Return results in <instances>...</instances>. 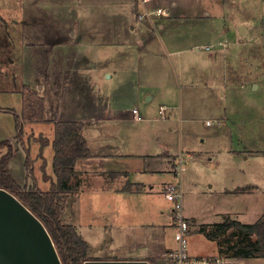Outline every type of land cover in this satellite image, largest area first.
<instances>
[{"label": "rangeland", "instance_id": "1", "mask_svg": "<svg viewBox=\"0 0 264 264\" xmlns=\"http://www.w3.org/2000/svg\"><path fill=\"white\" fill-rule=\"evenodd\" d=\"M153 7H161L162 12L151 16L143 14L147 8ZM165 7L161 0L148 3H143V0H0V106L20 112L23 107L22 89L30 86L47 100L48 115L45 113V118L85 117L91 121V117L98 113L94 112L88 91L93 88L105 98L106 91L116 90L112 94L113 103L125 112L133 108L141 112L143 119L136 120L132 114L133 117H126L124 125L131 138H144V142L152 141L156 136L163 138L164 132L158 129V124L161 122L168 129L173 119L174 148L212 149L214 153L207 163L199 164L187 156L183 158V179L184 174L193 177L196 171L200 177L198 180H203L204 185L207 181L216 183L214 193L205 188L209 194L200 192L197 195L189 181H183L184 213L199 217L197 221L189 219L192 222L189 250L195 256L220 254L227 260L225 264H264L263 257L245 260L228 254L236 251L231 248L233 244L243 242L236 227L213 238L208 231L215 225L208 224L207 229L203 227V222L227 217L219 212L240 210V207L251 209L257 204L256 196L250 195L247 201L240 200L219 193L216 187H228L233 180L242 179L243 172L247 173L248 179L250 173H257L258 163L260 173L264 170V154L256 155L264 153L260 151L264 149V0H199L201 15H204V20L209 18L204 26H199L197 34L177 28L168 37L162 34L159 24L165 17L162 14ZM194 9L196 6L184 9L181 17H174L169 26H173L175 20L194 17ZM207 10L210 15L205 16ZM118 25L125 27V35L131 44L124 52L127 60L120 65L119 76L111 79L108 73L116 66H109L103 72V66L93 64L90 49L115 43L121 36ZM145 30L147 33L144 35ZM151 33L152 38L145 37ZM141 38H144L142 43L138 41ZM153 38L158 39L155 54L150 52L154 49L150 47L149 39ZM196 41L203 45L204 54L199 56L195 50L189 49ZM57 62H60L59 67ZM46 71L50 74L46 75ZM55 71L60 73L62 92L56 88L55 76L58 75ZM84 95L87 97L82 98ZM151 96L153 100H147ZM171 103L174 105L172 109ZM161 104L168 105V112H172L168 123L162 122ZM210 120L212 124L208 125ZM24 132V137L18 139L15 115L1 110L0 142L15 141L16 153L9 164L13 177L18 182L26 181L23 185H33L35 179L25 166L27 152L24 148L28 147L34 175L44 189L49 182L46 175L52 173V178L56 179L53 166L55 149L50 144L42 151L40 139L47 136L54 140V124L46 119L35 124L28 122L24 124ZM91 133L89 131V136ZM147 146L151 150L150 143ZM6 151L5 147L0 148V157ZM47 160L50 164H46ZM173 169L176 174L177 164ZM68 191L62 194L66 210L62 214L64 222L91 223L96 218L106 222L115 219L112 210L96 209L95 195L90 196L87 205L82 202L78 214L77 207L69 206L71 196ZM126 218L128 213L122 216V221ZM245 219L250 221L254 218ZM169 221L163 218L154 222L156 228L145 232L147 243L142 249L132 243V238L121 243L105 235L102 238L91 237L92 251L101 255H144L143 258L148 257L153 264H173L169 250L176 244ZM161 224L167 226L160 229ZM129 228L133 231L140 229ZM76 230L80 235L78 228ZM133 231L130 232L133 236L140 233V230ZM155 235L158 236L155 238ZM254 237L248 241H253Z\"/></svg>", "mask_w": 264, "mask_h": 264}, {"label": "crops", "instance_id": "2", "mask_svg": "<svg viewBox=\"0 0 264 264\" xmlns=\"http://www.w3.org/2000/svg\"><path fill=\"white\" fill-rule=\"evenodd\" d=\"M161 3L162 6L164 5L167 7H165L166 11L162 13L165 14V17L164 19H162V22L159 23L160 30L165 37H168V34L173 32L177 28H179L182 32L192 30V33L197 34L198 28H200L199 26H204V22L209 19L207 18L205 19V21L203 18L204 15H201L199 0H161ZM192 6H196V9L193 10L194 12H196L194 17L175 20L174 25L169 26V24L174 21V17H176V19L180 18L182 11H184V9H190V7ZM176 7L178 8L175 9ZM207 14L210 15L209 10L205 12V16H207ZM167 20L168 22H165ZM170 20L171 22H169ZM190 23L195 24V26L190 25ZM124 28V26L118 25V32H121V36L118 35V40L115 43L107 42L110 45L103 44V47L99 46L96 48L95 46H93L90 49L91 60L92 62H94L93 64L97 66H103V72L108 70L110 68L109 66H116L112 68V71L110 73H108V77L111 79H113L114 76H119L118 70L120 68V65L125 63V61L127 60L126 57L124 58V52L126 50V47L129 46L131 42L130 39L125 35ZM130 30L134 32L133 28H130ZM146 33L147 30L143 32L144 35ZM145 37L152 38V33L150 35L147 34ZM105 39H103V41ZM149 40L151 42L150 47L154 49L150 50V52L155 54L156 46L158 45V39L153 38ZM138 41L142 43L144 41V38H141ZM201 41H196L194 42L196 43L195 45L189 47V49L195 50L194 52L196 53V56L204 54ZM211 47L212 45L208 48ZM57 63L59 64V67L60 62ZM54 67H57V65H54ZM44 70H46V68H44ZM55 72H57L58 75L55 76L57 79L56 88L58 92H62L64 89L63 82L60 79V73H58V71ZM49 74L50 72L46 71V75ZM135 75L136 74L133 73V76ZM52 85H55V83L52 82ZM137 86L139 85L137 84ZM115 92L116 90H113V92L110 93L106 91L105 98H103V96L98 95L93 88L88 91L87 95L92 99L94 112L98 113L96 117H91V121L86 120L85 117L76 119L78 117L69 118L63 116H59L53 119H45L46 121H48V123L51 124H55V121L58 120H81L84 122V136L88 143V147L91 150V154L89 155V157L77 159L74 165L75 173L72 175L69 181L70 189L68 192L71 196L70 199L68 198V201L70 203L69 206L71 207L72 205H74L75 207H77L76 212H78L79 214V208L82 202L85 201L83 205H87L88 201H90V196L95 195L96 209H110L112 210V214L116 219L106 222L105 220L96 218L92 219L93 221H91V223H76L75 220L69 221V223L74 224L76 228H78L80 235H82V237L87 241V253L89 259L149 260L148 257L143 258L144 255L142 257L127 255L121 256L120 254L101 255L100 252L92 251L93 247L91 237L102 238L106 235L108 236V238L111 237L112 240H117L121 243H124L125 240L132 238V243H134V245L136 246H140L142 249V246L147 243V240H145V238L147 237L145 235V232L147 230H154L156 228V224L154 222H160V220L163 218L170 219L169 225H171L172 227L171 203L167 198H165L164 192L167 185L170 182H174L175 180L173 168L177 164V161L174 164V160L178 159V156L183 153L182 155L184 157L187 156V159L189 157L193 161H197L199 164L207 163L214 157V153L212 149H201L200 151H193L184 150L181 146H176V148H174V136H172V128L175 127V123L173 119L171 121L172 112H168L169 109L168 105L166 104H161L166 106V109L164 110L165 112L162 113V122H171L168 124V129H166L163 123L160 122L158 124V129H161L164 132L163 138H161L160 136H156L152 138V141L148 142L147 140L146 142H144V138H138V140L136 138V140L131 138V134L127 132V130H125L124 121L126 120V117H133L135 115L132 116V114H134L132 111H130L131 114L127 111L126 113L124 109L118 107L116 103H113L111 101L112 94H115ZM145 93L146 92H144V94ZM87 95H84L82 98L87 97ZM153 98L154 97L151 96V98L147 100H153ZM46 105H48L47 100H45V113L48 115ZM170 105H172L170 106V109H172L174 105L172 103ZM136 120L139 119L136 118ZM37 122L39 121L32 122V124H35ZM211 122L212 121H210V124H212ZM182 125V118H180L179 126L181 127ZM89 131H92L90 136ZM147 143H150L151 150H149ZM13 145L15 149V141L13 142ZM260 151L263 152L264 149ZM259 154L263 155L264 153H258L256 155ZM248 156L249 155H246V157ZM47 163L50 164L48 160L46 161V164ZM256 171L257 173L255 174L250 173L248 175V179L247 173L243 172L242 179L238 178V181L233 180L231 183H229L228 187L226 186L225 188H216L219 193H223L227 197H238L240 200L245 199V201H247L250 195L256 196L257 204L251 209H249V207H246L245 209H242L240 207V210L230 209V211L228 212H219L222 213L220 215L229 217L231 216L233 218L236 217L235 219L247 224L264 219V170L262 171V173H260V163H258V168ZM51 175L52 173H49V186L47 185L46 188L44 187V190H50L52 186L51 182L52 180H55ZM198 179H200V177L198 176V173L194 171L193 177L191 175L186 176V174H184V179L182 178V181H185L186 183L188 180L190 185H192V189L194 190V192H196L197 195L200 192H205L206 194H209V192H215V189L213 190V188H215L216 183H208L207 181V184L204 185L203 180L200 181ZM72 181H75L76 185L74 182L72 184ZM18 183L23 185L24 183H26V181ZM205 188H207L206 190H209V192L206 191ZM70 207L67 208L70 210ZM127 213L128 218L122 221V216ZM187 216L193 221H197L199 218L193 213H188ZM248 217L254 219H250V221L249 219H245ZM118 218H120V220H118ZM223 220L203 222V225H213L214 223H218ZM164 226L166 227L167 225L161 224L159 227L160 229H163ZM129 227H139L140 229H135V231H133V229ZM110 229H112V231ZM138 230H140L139 235L133 236V234L130 233L132 231L136 232ZM122 232H124L123 234H126V237H123L124 235L122 234ZM127 234H129L130 237H127ZM157 236L158 235H155V238ZM133 238L138 241H134ZM148 252L150 253V251ZM257 257L258 256H249L242 258L247 260L249 258Z\"/></svg>", "mask_w": 264, "mask_h": 264}, {"label": "trees", "instance_id": "3", "mask_svg": "<svg viewBox=\"0 0 264 264\" xmlns=\"http://www.w3.org/2000/svg\"><path fill=\"white\" fill-rule=\"evenodd\" d=\"M23 107L21 112L12 108L0 106V112L10 111L17 121V138L24 137V124L45 120V98L36 89L24 86L22 89ZM84 122L81 120H59L54 124L55 137L51 141L47 136L41 140V150L47 145L55 149L53 166L56 179L52 180L50 190H44L34 175L31 150L27 152L25 166L28 174L34 178L32 186L21 185L13 177L9 164L15 150L12 140H2L0 148L5 147L6 152L0 157V188H6L24 202L31 211L44 222L50 236H52L63 264H84L89 260L88 244L80 236L75 225L68 224L62 219L65 210V201L62 194L70 189V179L75 173L77 159L89 157L91 150L84 136ZM24 144V143H23ZM50 180V177L46 175ZM215 228L208 231L209 236L217 237L232 227H236L242 244H233L236 249L228 254L239 257L258 256L264 258V219L253 223H243L233 217H225L221 222L214 223ZM207 229V225L203 226ZM256 235V237H254ZM250 237H254L253 241ZM247 241V242H245ZM245 242V243H244ZM227 253V252H226ZM150 260V259H149ZM151 262V261H150ZM152 263V262H151ZM153 264V263H152Z\"/></svg>", "mask_w": 264, "mask_h": 264}, {"label": "water", "instance_id": "4", "mask_svg": "<svg viewBox=\"0 0 264 264\" xmlns=\"http://www.w3.org/2000/svg\"><path fill=\"white\" fill-rule=\"evenodd\" d=\"M0 264H63L42 219L0 188ZM84 264H152L144 259H89Z\"/></svg>", "mask_w": 264, "mask_h": 264}, {"label": "built area", "instance_id": "5", "mask_svg": "<svg viewBox=\"0 0 264 264\" xmlns=\"http://www.w3.org/2000/svg\"><path fill=\"white\" fill-rule=\"evenodd\" d=\"M154 0H143V3L152 2ZM161 7H153L150 10L147 8L143 14L151 16L155 12L161 13ZM165 105H161L159 111L164 113ZM132 112L137 119H142L143 116L137 108H133ZM211 121V120H210ZM208 121V124H210ZM184 156L181 154L177 159V169L174 182H170L164 192L165 198L171 203L172 211V227L174 229L175 248L169 250L171 261L173 264H225L227 260L220 255H193L189 250V238L191 235V221L184 213V192L182 175L185 170Z\"/></svg>", "mask_w": 264, "mask_h": 264}]
</instances>
